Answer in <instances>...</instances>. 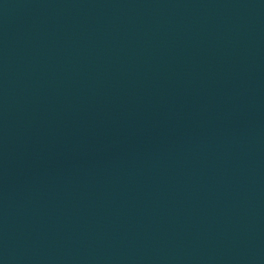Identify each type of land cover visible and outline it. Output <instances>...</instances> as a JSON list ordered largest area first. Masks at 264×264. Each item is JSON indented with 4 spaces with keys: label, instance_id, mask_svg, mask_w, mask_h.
<instances>
[{
    "label": "water",
    "instance_id": "95a60500",
    "mask_svg": "<svg viewBox=\"0 0 264 264\" xmlns=\"http://www.w3.org/2000/svg\"><path fill=\"white\" fill-rule=\"evenodd\" d=\"M0 264H264V0H0Z\"/></svg>",
    "mask_w": 264,
    "mask_h": 264
}]
</instances>
